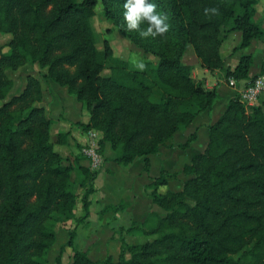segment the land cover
Listing matches in <instances>:
<instances>
[{
  "label": "trees",
  "instance_id": "16d2710c",
  "mask_svg": "<svg viewBox=\"0 0 264 264\" xmlns=\"http://www.w3.org/2000/svg\"><path fill=\"white\" fill-rule=\"evenodd\" d=\"M98 1L105 17L153 54L156 65L131 68L114 56L107 39L97 46L91 18ZM125 2L0 0V32L12 34L9 50L0 52V264H47L57 226L68 220L76 225L54 264H61L66 247L72 252L69 264H264V97L246 106L237 92L209 125L204 151L182 168L188 176L182 189L159 191L173 176L167 171L147 185L158 209L132 222L127 232L155 234L153 239L127 243L121 238L117 259L93 260L74 246L76 226L89 214L97 170L80 163L82 153L69 163L54 150L51 119L40 105L39 77L27 74L22 90L4 100L14 85L6 69L44 68L43 80L66 87L84 105L89 119L76 125L101 134L98 152L109 143L115 162L143 157L144 170L150 154L172 146L173 134L218 97L215 89L192 78V67L182 60L188 45L201 67L223 70L226 81L247 82L256 76L249 75L252 55L241 54L230 68L220 52L225 36L239 31L241 40L233 50L261 41L264 71V27L254 21L257 0H148L169 26L156 37L127 29ZM213 7L219 14L205 15L204 9ZM147 27L146 22L139 25L140 30ZM69 134L57 133L55 142H65ZM196 137L192 133L178 147H188ZM73 172L81 194L75 191ZM78 200L82 212L76 216Z\"/></svg>",
  "mask_w": 264,
  "mask_h": 264
},
{
  "label": "crops",
  "instance_id": "0c3cea01",
  "mask_svg": "<svg viewBox=\"0 0 264 264\" xmlns=\"http://www.w3.org/2000/svg\"><path fill=\"white\" fill-rule=\"evenodd\" d=\"M257 4L258 0L255 5ZM255 15L256 8L254 17ZM262 19L261 24H258L260 27H264V13ZM237 32L239 31L229 32L225 36L222 45L231 34H234L236 38L240 37L239 39L241 40V33L237 34ZM245 48H247L246 54H251L253 57L249 75H257L261 71L263 44L259 40H252L250 45ZM242 50H233L230 52L229 58H223L225 66L233 68L238 62ZM238 52L239 56L237 55ZM188 54L190 56L187 59L186 56ZM188 54L183 55V61L192 67V78L195 81H201L207 89H215L218 97L209 110L202 111L189 125L182 127L173 134L172 146H162L157 153L148 156V170L143 168V157H136L128 164H119L113 160L115 152L111 149L109 143L104 146V150L101 153L103 161L96 169L97 176L94 179L96 190L89 196V214L84 222L76 226V233L73 239L74 246L86 251L93 260L105 259L108 256L112 259H117L120 252L121 238L127 243H132L134 235H131V232H127L130 234H124L123 230L127 231L132 222L143 221L149 211L158 209L147 194L150 191L147 185L155 177L159 176L162 171H167L173 176L164 186L159 187L160 192L167 190L179 191L182 189L183 182L188 178L182 172V168L191 161L192 157L204 151L208 142L209 125L219 118L225 109L228 99L236 93L235 88L224 81L223 70L210 72L200 66L194 52ZM42 81L41 86L44 96L40 105L44 107L46 115L51 119L50 141L52 140L53 148L55 145L59 147L57 152L66 158L69 163H74L75 157L81 154V148L88 141L87 132H82L76 123H86L89 119V114L84 105L74 95L68 93L66 87L51 80ZM243 83L241 81L237 84L242 85ZM53 111H57L55 118L50 116ZM60 132H69L70 134L66 137L65 142L56 143V134ZM192 133L197 134L196 139L186 148L178 147ZM53 136L54 138H52ZM80 163L90 168L89 160L86 157ZM101 178L102 187H99L97 182ZM93 203L92 209L91 205ZM120 203H123L121 208L119 207ZM110 206L116 209L109 208ZM93 211L95 215L90 220ZM81 212V204L77 203L75 208L76 216L80 215ZM73 221L68 220L62 230L57 229L56 237L58 234L60 235V243L59 247L57 245V249L60 250L61 245L67 241L68 231L75 225ZM71 225L73 226L69 228ZM64 254L68 256L67 262H70L71 248L67 247L64 250L61 264Z\"/></svg>",
  "mask_w": 264,
  "mask_h": 264
},
{
  "label": "rangeland",
  "instance_id": "374dc122",
  "mask_svg": "<svg viewBox=\"0 0 264 264\" xmlns=\"http://www.w3.org/2000/svg\"><path fill=\"white\" fill-rule=\"evenodd\" d=\"M76 1L80 2L81 0H76ZM255 8H256V15H255L256 18L254 17V21L257 24H261V22L263 20L262 19L263 13H264V0H258V4L255 5ZM94 11H95L94 15L91 18V24H92V27L94 29L95 35H96V44L99 48L102 47L103 40L107 39L109 44L112 47L114 56L127 60L129 66L131 68H138L136 66L137 64H143L144 65V63H146V62H149L152 65H156L157 58L153 54H151L149 52H145L140 47H137L135 44H133L129 38L123 36L118 31V29L113 25V23L105 17L103 6H102L100 1H98L97 4L95 5ZM238 33L239 32H237V34ZM11 37H12V34H10V33L0 32V52H7L9 50V48L7 47V42L11 39ZM239 38L240 37L236 38L234 36V34H231L229 36V38H227V40L223 43V45L221 46V49H220V52H221V55L223 58H229V54L231 51H233L232 50L233 47L239 43V41H240ZM246 51H247V48H244L242 50L241 54H244V53L246 54ZM190 52L193 53V48L191 45H188L184 55H187ZM237 55L239 56V52L237 53ZM188 56H190V54H188L186 56L187 59L189 58ZM5 72H6V75L13 80V84H14L12 86L11 90L9 91V93L7 94L6 98L4 99L6 101V100L10 99L11 96L18 94L22 90V88L25 84V77L27 74H32L34 76H37L42 81L43 79L41 78L40 75L42 72H44V68H40L37 64H33V65L32 64H25V65L15 69V70L6 69ZM107 72L108 71L106 70L103 73H107ZM223 78H224V75H223ZM224 81L227 83L226 79H224ZM56 115H57V111L56 112L53 111L50 116L55 118ZM100 136H101V134H100ZM52 138H54V136ZM54 150H56V151L59 150V147L57 145H55ZM72 178L75 181V191L78 192L79 194H81V189L77 186L79 179H78V176L76 175L75 172H73ZM97 183H98L99 187H102V178L100 180H98ZM78 204H81L79 200H78ZM93 205H94V203L91 205V207ZM91 207H90V209H91ZM92 209H93V207H92ZM94 215H95V213L93 211L91 214L90 220H92L94 218ZM74 224H75V222H74ZM80 224H78V225H80ZM65 225H66V223L58 224V226H57L58 230H62ZM72 226L73 225L69 226V228ZM78 230H79V228H78ZM123 233L124 234H130V233H127L126 230H123ZM131 233H132L131 235H134V239H133L132 243L145 242V241L151 240L155 237V234H145V233L141 232L140 230H134V231H131ZM59 243H60V235L58 234L56 239H55L54 244L52 245L53 248H51L49 253H48L47 258H48L49 263H47V264H54V258L59 253V249L56 248L57 245L59 247ZM67 257L68 256H66V254H64L62 264H68L69 263V262H67L68 261Z\"/></svg>",
  "mask_w": 264,
  "mask_h": 264
},
{
  "label": "clouds",
  "instance_id": "9594fccd",
  "mask_svg": "<svg viewBox=\"0 0 264 264\" xmlns=\"http://www.w3.org/2000/svg\"><path fill=\"white\" fill-rule=\"evenodd\" d=\"M155 5L148 3V0H126L124 8V19L129 31H138L141 37H156L162 36L168 31V24L166 16H161L156 13ZM205 15L211 13L212 15H218L217 8H205ZM146 22L148 27L146 30H140L139 25ZM138 68L143 69V64H137Z\"/></svg>",
  "mask_w": 264,
  "mask_h": 264
},
{
  "label": "built area",
  "instance_id": "2783aa9c",
  "mask_svg": "<svg viewBox=\"0 0 264 264\" xmlns=\"http://www.w3.org/2000/svg\"><path fill=\"white\" fill-rule=\"evenodd\" d=\"M227 83L229 86L235 88L246 106L254 105L261 96L264 97V71L242 85H238L232 77L227 79ZM87 135L88 141L81 148V153L89 160L91 170H96L103 161L101 153L98 152V141L101 136L99 132L93 129L87 131Z\"/></svg>",
  "mask_w": 264,
  "mask_h": 264
}]
</instances>
